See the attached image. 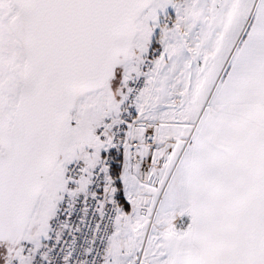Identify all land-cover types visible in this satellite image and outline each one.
Segmentation results:
<instances>
[{
	"label": "snow or ice",
	"instance_id": "1",
	"mask_svg": "<svg viewBox=\"0 0 264 264\" xmlns=\"http://www.w3.org/2000/svg\"><path fill=\"white\" fill-rule=\"evenodd\" d=\"M0 264H264V0H0Z\"/></svg>",
	"mask_w": 264,
	"mask_h": 264
}]
</instances>
